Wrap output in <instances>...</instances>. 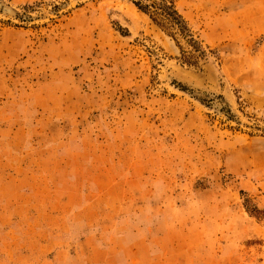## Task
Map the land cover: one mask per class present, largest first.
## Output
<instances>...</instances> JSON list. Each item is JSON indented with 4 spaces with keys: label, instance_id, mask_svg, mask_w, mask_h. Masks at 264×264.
I'll return each instance as SVG.
<instances>
[{
    "label": "rangeland",
    "instance_id": "obj_1",
    "mask_svg": "<svg viewBox=\"0 0 264 264\" xmlns=\"http://www.w3.org/2000/svg\"><path fill=\"white\" fill-rule=\"evenodd\" d=\"M134 1L0 0V264H264V0Z\"/></svg>",
    "mask_w": 264,
    "mask_h": 264
},
{
    "label": "trees",
    "instance_id": "obj_2",
    "mask_svg": "<svg viewBox=\"0 0 264 264\" xmlns=\"http://www.w3.org/2000/svg\"><path fill=\"white\" fill-rule=\"evenodd\" d=\"M133 3L139 11L148 15L163 31L169 33L172 37L176 34L184 38L190 37L192 46L196 51H201L200 45L191 39L188 25L173 2L169 0H136Z\"/></svg>",
    "mask_w": 264,
    "mask_h": 264
}]
</instances>
